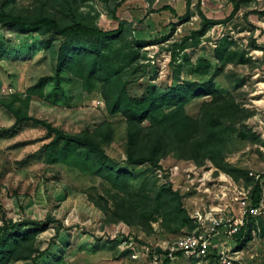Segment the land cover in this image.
<instances>
[{"label": "rangeland", "instance_id": "1", "mask_svg": "<svg viewBox=\"0 0 264 264\" xmlns=\"http://www.w3.org/2000/svg\"><path fill=\"white\" fill-rule=\"evenodd\" d=\"M116 2V18L132 25V39L153 42L141 51L145 58L139 63L132 86L137 88V83L168 88L175 83L177 70L179 81L204 82L213 76L219 92L232 94L238 104L255 112L237 129L245 130L250 137L258 135L262 142L252 144L239 139L235 133L228 141L226 161L248 173L259 174L263 185L264 14L261 13L264 0H240V9L232 17L229 0ZM36 5L35 0H0L1 9L24 16L34 15ZM78 6L87 22L106 31L117 28L107 17L102 0H78ZM198 10L207 19L222 23L208 28L194 45L192 33L200 26ZM50 38L21 35L0 27V101L17 98L14 104L18 106L26 100V89L39 78H54L53 51L57 49L58 40ZM185 38H188L186 42ZM225 39L228 44L225 56L230 63L221 67L214 58V50ZM158 41L159 44L154 43ZM241 56L243 63H238ZM201 59L211 65L207 76L193 72ZM44 93V100L30 98L29 116L45 120L68 134L84 129L92 131L105 121L112 125L111 143L104 146L108 165L132 173V191L136 192L143 181L151 183L157 179V186L168 181L173 190L182 195L189 215L197 209L208 212L214 207L223 220L239 216L240 205L234 200L237 194L233 182L218 181L222 174L215 176L209 163L197 168L191 162L170 155L161 161L158 171L147 164H127L125 120L107 112L99 95V84L90 94H84L81 82L64 74L59 81L51 80ZM97 100L101 101L100 105ZM201 102L196 100L188 105V114L196 116ZM14 123V116L0 103V226L9 220L19 223L45 221L48 215L54 218L55 223L36 239V248L42 252L37 264H145L138 254L142 246L154 248L160 254L187 232L186 229L174 233L163 230L158 219L152 223L150 231L122 222H106L102 212L89 200L103 196L106 186L99 179L66 166L42 163L39 154L48 143L45 131L31 122L16 128L12 127ZM234 184L242 185L241 182ZM260 220L263 225L260 227L264 228V214ZM221 231L206 258L179 259L175 264H264V238L258 232H253L252 240L238 250L234 235H227L226 227Z\"/></svg>", "mask_w": 264, "mask_h": 264}, {"label": "trees", "instance_id": "2", "mask_svg": "<svg viewBox=\"0 0 264 264\" xmlns=\"http://www.w3.org/2000/svg\"><path fill=\"white\" fill-rule=\"evenodd\" d=\"M35 1L37 5L32 16L0 8V27L21 35L34 34L58 40L57 49L53 51L54 78H39L26 89V100L18 106L14 104L17 98L0 103L14 116L13 128L31 122L45 131L48 143L39 154L42 163L66 166L82 175L99 179L106 186L103 196L89 198L102 212L106 222H122L129 227L150 231L152 223L158 219L163 230L174 233L186 229L185 234L192 233L196 228L183 205L182 195L173 190L168 181L157 186L155 177L156 180L151 183L143 181L134 192L130 184L132 173L108 165L104 146L109 145L113 137L110 123L105 121L92 131L84 129L68 134L45 120L28 115L30 98L44 100V91L49 82L61 80L64 74L79 80L84 94H90L99 84V95L107 112L124 118L127 164H147L158 171L161 161L170 155L177 160L191 162L197 168L209 163L215 170V176L223 173L236 183L251 186V205L258 204L260 183L254 182L246 170L228 163L225 157L228 141L235 133L243 141L262 143L258 135L250 137L245 130L237 129L255 115L254 111L238 104L232 94L219 92L213 76L204 82L179 81L177 70L175 83L168 88L137 83V88H134L132 85L139 71V63L145 58L141 51L153 42L132 39V25L116 18V0H102L107 17L117 24L116 29L109 31L87 22L79 12L78 0ZM153 2L148 0L149 4ZM229 2L233 7L232 17L240 9L241 3L240 0ZM197 14L200 26L192 33L194 45L199 43L208 28L222 23L207 19L200 10ZM188 16L187 13L185 17ZM184 40L186 42L188 38ZM226 43L225 39L214 50V58L221 67L230 63L225 56L228 49ZM45 45L50 47L49 43ZM238 61L243 63V57ZM210 69L208 60L201 59L193 72L207 76ZM196 100L202 102L196 116H191L186 109ZM53 223L54 218L50 215L45 221H3L0 226V264L18 261L37 264L42 252L36 248V239ZM260 226H263L260 218L256 222L248 216L245 226L233 236L236 248L240 250L250 242L253 231L264 238V228ZM58 232L57 228L56 234Z\"/></svg>", "mask_w": 264, "mask_h": 264}, {"label": "built area", "instance_id": "3", "mask_svg": "<svg viewBox=\"0 0 264 264\" xmlns=\"http://www.w3.org/2000/svg\"><path fill=\"white\" fill-rule=\"evenodd\" d=\"M96 103L100 105L101 101L97 100ZM218 175H220L218 181H223L224 183H229L228 181L233 182L232 185L237 194L234 200L240 205L239 216H231L223 220L217 208H209L208 212H205V210H195L189 215L196 224V228L192 233L178 237L166 246L160 254L154 248L142 246L138 254L145 261V264H175L179 259L187 261L204 259L208 256L213 240L222 233L221 230L224 227H226L227 235H235L240 228L245 226L248 216L257 222V219L264 214V183L262 185V178L259 174L254 172L248 173V176L254 182H259L261 185L260 199L256 206L251 205V186L246 187L242 184L238 187L234 184L236 182L227 175L223 173H219Z\"/></svg>", "mask_w": 264, "mask_h": 264}]
</instances>
